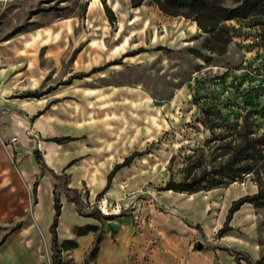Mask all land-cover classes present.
Segmentation results:
<instances>
[{
  "label": "rangeland",
  "instance_id": "obj_1",
  "mask_svg": "<svg viewBox=\"0 0 264 264\" xmlns=\"http://www.w3.org/2000/svg\"><path fill=\"white\" fill-rule=\"evenodd\" d=\"M106 1L114 22L102 0H0V40L58 24L71 30L63 52L56 45L35 51L44 76L40 88L28 92L56 95L34 115L56 105L65 115L63 135L75 137L57 159L50 143L43 144L47 159L34 147L33 138L42 135L31 127L13 133L10 138H18L10 147L9 139L0 140L10 151L8 158L0 155V239L22 224L0 244V264H52L48 178L32 174L29 156L35 152L49 169L66 172L71 187L88 191L86 211L124 213L114 225L131 241L127 264H237L236 251L264 261V197L228 219L235 200L264 193V144L253 157L235 158L236 166L251 161V172L232 177L222 168L244 136L264 134V0H253L247 17L221 23L230 36L221 54L205 46L208 35L195 20L166 14L154 0L138 7L130 0ZM134 152L139 154L97 200L110 170ZM190 162L197 175L210 171L209 181L192 192L168 189ZM49 169L43 174L52 177ZM64 217L62 235L68 234V207ZM225 225L229 229L222 232ZM86 243L65 247L64 260L108 264L107 256L100 261L94 241Z\"/></svg>",
  "mask_w": 264,
  "mask_h": 264
},
{
  "label": "crops",
  "instance_id": "obj_2",
  "mask_svg": "<svg viewBox=\"0 0 264 264\" xmlns=\"http://www.w3.org/2000/svg\"><path fill=\"white\" fill-rule=\"evenodd\" d=\"M61 26L58 24L55 28L47 27L36 30H27L15 35L7 36L0 40V111L4 113L0 116L1 141H4V139L5 141L10 139V136L13 133L20 135L26 134L27 127H31L34 131H37L33 134L36 136L41 134V138L45 140L52 136H62L64 134V131L59 127L62 125L65 115L58 111L56 105L53 104L44 113L38 116L34 115L38 110L46 107L45 102L48 97L56 95H53L51 91L41 93L35 92L33 94V91L28 92V90L40 88V85L42 84L41 78L44 76L42 66L37 63L38 56L35 51H38V49L43 47L45 48L51 45H56L61 49L60 51L63 52L64 49L61 46L65 43L63 41L64 38H68L72 35L71 30H59L58 27ZM59 52L57 54H59ZM84 54L85 53H83V57L80 61H83ZM89 60H91L90 57L87 61ZM87 61L84 60V63ZM17 92H26V94H23L20 97H15L14 95H16ZM41 138L38 140L33 138V144L37 149H43L46 159L48 154L45 150V145H43L44 143L51 144L48 151H53V156L56 159L59 158L58 156L64 154V143L66 142L58 143L50 140L44 141ZM1 141L0 155L4 154V156L8 158L10 151H8L7 148H4ZM23 143H26V141H23ZM23 147H25V144H23ZM29 158L34 165V171L32 174H39L48 178L44 180L46 183H44V187L45 195L48 197V207L52 218L54 213V180L52 177L45 176V174L42 173L41 166L37 163L35 154H31ZM40 194H42L43 198L44 192ZM61 200L63 206L58 227L59 240L63 241L75 237L80 245L81 242L86 243L88 241L85 246V248H87L91 245L92 241L95 240L96 233L91 230L84 235L76 236L75 228L77 226L85 225L99 226L101 225V222L95 218L79 214L74 203L67 200L65 192H62ZM67 207L70 216V221H68L69 224H67L68 234L62 235L61 227L66 224L64 216ZM117 218L107 220L108 222L106 226H104L99 259L102 261L103 256H107L108 264H127L131 241H129L127 231L124 228L119 227L118 230H116L114 222L117 221Z\"/></svg>",
  "mask_w": 264,
  "mask_h": 264
},
{
  "label": "trees",
  "instance_id": "obj_3",
  "mask_svg": "<svg viewBox=\"0 0 264 264\" xmlns=\"http://www.w3.org/2000/svg\"><path fill=\"white\" fill-rule=\"evenodd\" d=\"M90 1V0H88ZM132 7L140 6L144 0H130ZM159 8L169 15H182L186 18H191L196 21L198 27L202 32L207 33L208 37H206L205 46L219 54L223 53L230 42V36L228 35V31L223 28L222 22L233 19L235 17H247L253 5V0H242L237 5L230 7L224 3V0H154ZM106 14L110 22L116 21L117 17L114 10L108 5L106 0H102ZM0 114H2L0 112ZM37 116V115H36ZM261 137H264V134L260 137L247 135L244 136V139L241 143V149L235 151L223 164L224 173L227 176H235L237 172L249 173L253 169V164L251 161H247L244 164L239 166L235 165V158L240 157L244 154L246 157H253V155L257 154L261 149L264 143L260 141ZM75 139L71 135H62V136H52L47 138L46 140L55 141L58 143H63L66 141H70ZM139 153H132L126 156L123 161L118 162L115 166L110 170L107 175V181L102 189L96 195V199L100 200L103 196L108 192L111 187L112 181L116 173L123 167L130 165L135 157ZM35 158L37 163L41 166L42 173L45 169H49L43 155L39 152H35ZM253 159V158H252ZM193 164L192 162L188 163L184 169V177L179 180H170L167 184L168 189H172L175 191H196L203 187V182L205 180L208 182V176L210 171H203L197 175V173H193ZM52 174V178L54 180V213L52 217V221L49 225V230L51 234V247L53 250L52 255V264H70L67 263L63 258V249L65 247H74L77 245V241L75 238L66 239L63 241L59 240V220L62 213V200H61V192L64 191L66 194V198L69 202L74 203L76 209L79 214L83 216H88L97 219L98 221L104 220H112L119 216H123L124 213H103L99 209H95L92 211H86L85 209V197L89 196L88 191L82 193L81 190L75 187H71L68 179V174L66 172L58 173L53 169H49ZM219 183V182H218ZM217 183V184H218ZM39 184V180H36L34 183V192L37 190V186ZM264 197L263 192H258L255 195H247L242 196L235 200L230 208V212L228 214V219L232 216V214L241 208L247 202H255ZM227 224V222H226ZM22 227L21 222L17 223L14 227L11 228L1 239L0 244H2L7 236L13 231ZM199 228V225H196ZM99 229L98 225H85V226H77L75 228V235L80 236L88 233L89 231H94L96 233V237L94 240V249H100V243L102 239V232L97 233ZM229 229L228 225H225L221 228V231L224 232ZM236 261L237 264H244L243 260H246L248 264H264L263 260H252L249 256L245 255L241 251H236ZM88 260V256L86 257Z\"/></svg>",
  "mask_w": 264,
  "mask_h": 264
},
{
  "label": "built area",
  "instance_id": "obj_4",
  "mask_svg": "<svg viewBox=\"0 0 264 264\" xmlns=\"http://www.w3.org/2000/svg\"><path fill=\"white\" fill-rule=\"evenodd\" d=\"M15 141H17V136L14 135L8 141H6L5 144L7 147H10Z\"/></svg>",
  "mask_w": 264,
  "mask_h": 264
},
{
  "label": "bare ground",
  "instance_id": "obj_5",
  "mask_svg": "<svg viewBox=\"0 0 264 264\" xmlns=\"http://www.w3.org/2000/svg\"><path fill=\"white\" fill-rule=\"evenodd\" d=\"M92 1H94V0H92ZM94 3V2H93ZM113 4V3H112ZM115 4V3H114ZM92 6V5H91ZM92 8V7H91ZM89 11V10H88ZM209 191V190H208ZM203 192V191H202ZM210 192V191H209ZM212 192V191H211ZM183 195V194H182ZM189 196H191V194L189 195ZM224 201H226V200H224ZM226 208V207H225Z\"/></svg>",
  "mask_w": 264,
  "mask_h": 264
}]
</instances>
